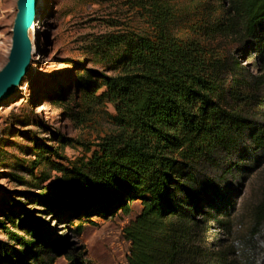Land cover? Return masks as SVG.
Wrapping results in <instances>:
<instances>
[{
    "label": "trees",
    "instance_id": "16d2710c",
    "mask_svg": "<svg viewBox=\"0 0 264 264\" xmlns=\"http://www.w3.org/2000/svg\"><path fill=\"white\" fill-rule=\"evenodd\" d=\"M217 2L221 15L216 21L215 1L200 8V21L191 26L194 37L174 35L170 5L136 0L149 31L95 38L93 49L101 59L119 56L114 74L98 73L103 90L89 96L91 102L111 105L113 131L87 145L89 155L80 163H56L60 174L22 192L26 201L0 189V233L5 236L0 264H50L43 254L62 250H68L71 264H86L50 231L47 216L70 230L74 220L129 214L133 201L142 208L123 229L129 241L126 264H207V253L197 243L203 225L195 215L205 205L214 207L222 195L212 169L244 142L251 152L264 150V126L252 121L264 103L259 93L264 76L248 77L238 58L218 53L198 37L243 42L244 56L251 55L264 71V0ZM59 140L69 143L62 135ZM31 141L40 154L34 165L46 154L67 160L41 138ZM221 170L225 175L227 170ZM263 224L261 203L254 235ZM80 231L79 223L73 232Z\"/></svg>",
    "mask_w": 264,
    "mask_h": 264
},
{
    "label": "rangeland",
    "instance_id": "374dc122",
    "mask_svg": "<svg viewBox=\"0 0 264 264\" xmlns=\"http://www.w3.org/2000/svg\"><path fill=\"white\" fill-rule=\"evenodd\" d=\"M160 1L173 8V33L180 39L195 36L191 26L200 21L198 13L207 2L215 1L219 7L217 0ZM16 3L17 0H0V69L7 60ZM143 14L136 0H39L37 19L29 32L36 52L15 91L0 103V189L12 192L20 202L26 201L22 192L34 191L31 185H46L60 174L54 169L56 163L63 167L80 163L89 155L87 145L93 146L113 131L111 105L91 102L89 96L103 90L98 73L114 74L119 56L101 59L93 49L95 38L108 33L149 31ZM220 15L216 10L212 21ZM198 37L218 53L238 58L247 66L248 77L264 76L251 55L246 58L242 53L243 42L219 35L209 40ZM259 93L264 98V87ZM256 110L252 121L264 126V103ZM60 135L69 143L64 145ZM31 137L58 148L67 160L46 154L34 165L40 154ZM248 145L244 142L221 160L218 170L212 169L222 195L216 207L205 205L195 215L203 225L197 243L207 253V264H264V224L254 235L256 211L264 203V150L251 152L253 147ZM221 169L227 170L223 176ZM141 208L139 201H133L129 214L118 212L107 218L74 220L70 230L67 223L47 218L50 231L64 241L67 249H74L76 259L83 258L86 264H126L129 241L123 229ZM79 223L80 233L73 232ZM1 239H5L2 233ZM67 251L43 254L42 258L50 264H71ZM49 257H53L52 261Z\"/></svg>",
    "mask_w": 264,
    "mask_h": 264
},
{
    "label": "water",
    "instance_id": "95a60500",
    "mask_svg": "<svg viewBox=\"0 0 264 264\" xmlns=\"http://www.w3.org/2000/svg\"><path fill=\"white\" fill-rule=\"evenodd\" d=\"M39 0H17L7 60L0 69V103L16 89L31 60L29 32L37 19Z\"/></svg>",
    "mask_w": 264,
    "mask_h": 264
},
{
    "label": "bare ground",
    "instance_id": "6f19581e",
    "mask_svg": "<svg viewBox=\"0 0 264 264\" xmlns=\"http://www.w3.org/2000/svg\"><path fill=\"white\" fill-rule=\"evenodd\" d=\"M39 5V4H38ZM34 26V25H33ZM34 31V30H33ZM35 34V33H34ZM37 35V34H36ZM36 52V45L31 42V55H34Z\"/></svg>",
    "mask_w": 264,
    "mask_h": 264
}]
</instances>
